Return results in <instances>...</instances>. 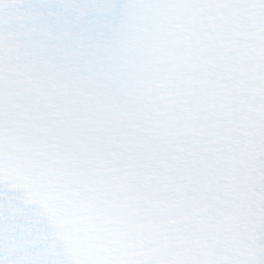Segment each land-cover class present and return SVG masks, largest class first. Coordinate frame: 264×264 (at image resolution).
<instances>
[{"label":"snow or ice","instance_id":"1","mask_svg":"<svg viewBox=\"0 0 264 264\" xmlns=\"http://www.w3.org/2000/svg\"><path fill=\"white\" fill-rule=\"evenodd\" d=\"M0 264H264V0H0Z\"/></svg>","mask_w":264,"mask_h":264}]
</instances>
